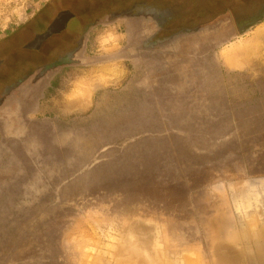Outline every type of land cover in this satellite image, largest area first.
<instances>
[{"label": "rangeland", "instance_id": "obj_1", "mask_svg": "<svg viewBox=\"0 0 264 264\" xmlns=\"http://www.w3.org/2000/svg\"><path fill=\"white\" fill-rule=\"evenodd\" d=\"M261 25L264 0H0V264L264 263ZM156 30L167 102L133 71Z\"/></svg>", "mask_w": 264, "mask_h": 264}, {"label": "crops", "instance_id": "obj_2", "mask_svg": "<svg viewBox=\"0 0 264 264\" xmlns=\"http://www.w3.org/2000/svg\"><path fill=\"white\" fill-rule=\"evenodd\" d=\"M262 34V33H261ZM157 35V30L150 33L149 35H146L145 32H141L139 35L140 39L137 41L136 49L139 50L138 58L133 59V62L139 63V66L134 68V74L138 78V85L140 88L144 87L143 89L138 90V93H143L144 95H149L152 88H159L160 93L155 95V91L157 92V89H153V100L158 102H167L172 101V95L169 94L167 90H172L173 86H176V82L172 83L171 76L172 72L174 71L175 74H177V46H173L171 42H173L174 37L169 36L165 42L158 46H151L149 45V41H151L152 38H154ZM260 35V34H258ZM82 49V47H81ZM149 53L150 55H159L158 60L160 62L163 60V58H166L169 62V65L163 67L161 66L159 69H154L156 71V76H153L152 69L148 67V64L144 63L146 62V55ZM241 55V54H240ZM239 56L237 53H234V58L237 59ZM149 61V60H147ZM172 63L175 64L172 66ZM130 74V73H129ZM156 77V81L150 79ZM142 78H144V83L142 82ZM128 83H130V79L128 78ZM162 91V92H161ZM152 94V93H151ZM159 95V96H157Z\"/></svg>", "mask_w": 264, "mask_h": 264}, {"label": "clouds", "instance_id": "obj_3", "mask_svg": "<svg viewBox=\"0 0 264 264\" xmlns=\"http://www.w3.org/2000/svg\"><path fill=\"white\" fill-rule=\"evenodd\" d=\"M264 33V25H261L259 27H257L256 29L252 30L248 35H246L245 37H242L241 40L242 41H251L253 40L258 34ZM119 39V37L115 34V30L112 26H110L109 30H108V40L110 41H114ZM229 68H231L232 70H238V71H243L244 67L243 66H232L229 65ZM81 93L77 90H73L69 93L65 94V100L67 102H71L73 100H75L78 96H80Z\"/></svg>", "mask_w": 264, "mask_h": 264}, {"label": "bare ground", "instance_id": "obj_4", "mask_svg": "<svg viewBox=\"0 0 264 264\" xmlns=\"http://www.w3.org/2000/svg\"><path fill=\"white\" fill-rule=\"evenodd\" d=\"M232 51H233V48H232ZM227 58H228V57H227ZM232 61H233V60H232ZM229 63H234V61L231 62V60H230ZM141 117H143V116H141ZM129 124H130V123H129ZM131 126H132V125H131ZM118 127H119V126H118ZM121 129H122V128H121ZM117 130H118V129H117ZM124 130H125V129H124ZM100 131H101V130H100ZM115 131H116V130H115ZM91 132H92V131H91ZM112 132H113V131H112ZM112 132H111V133H112ZM115 133H116V132H115ZM121 134H122V132H121ZM89 135H90V133H89ZM87 136H88V135H87ZM91 138H92V137H91ZM90 140H91V139H90ZM87 144H88V143H87ZM89 145H90V144H89ZM66 146H67V145H66ZM73 146H74V145H73ZM80 146H81V145H80ZM71 148H74V147H71ZM71 148H70V149H71ZM75 148H76V147H75ZM68 150H69V149H68ZM71 150H72V149H71ZM74 150H75V149H73V151H74ZM83 150H84V148H83ZM65 156H66V155H65ZM68 158H69V157H68ZM70 158H72V157H70ZM86 159H87V158H86ZM86 159H85V160H86ZM88 159H89V158H88ZM74 162H75V160H74ZM89 163H90V161H89ZM53 165H54V164H53ZM79 165H80V164H79ZM87 165H88V164H87ZM82 166H83V165H82ZM53 167H54V166H53ZM57 167H58V166H57ZM83 167H84V166H83ZM85 167H86V165H85ZM152 167H153V166H152ZM154 167H156V166H154ZM154 167H153V168H154ZM163 167H164V166H163ZM153 168H152V170H153ZM160 168H162V167H160ZM164 168H165V167H164ZM58 169H59V168H58ZM168 169H169V168H168ZM170 169H171V168H170ZM81 170H82V169H81ZM88 170H89V169H88ZM53 171H54V169H53ZM53 171H52V172H53ZM56 171H57V170H56ZM85 171H86V170H85ZM164 171H166V169H164ZM58 172H59V171H58ZM170 172H171V171H170ZM49 173L51 174V171H49ZM85 173H86V172H85ZM161 173H163V172H161ZM166 173H167V172H166ZM83 175H84V174H83ZM106 175H107V174H106ZM167 175H168V174H167ZM165 176H166V175H165ZM169 176H170V175H169ZM86 177H87V176H86ZM86 177H85V178H86ZM109 177H110V176H109ZM167 177H168V176H167ZM103 178H104V177H103ZM116 178H117V177H116ZM124 178H125V177H124ZM87 179H88V178H87ZM120 179H121V178H120ZM126 180H127V178H126ZM126 180H124L123 182H125ZM35 181H36V180H35ZM35 181H34V182H35ZM111 181H112V178H111ZM120 181H121V180H120ZM68 182H69V181H68ZM102 182H103V181H102ZM117 182H118V178H117ZM27 185H28V184H27ZM118 185H119V184H118ZM118 185H117V186H118ZM22 186H23V185H22ZM33 186H34V185H33ZM33 186H32V187H33ZM126 186H127V185H126ZM0 187H1V186H0ZM32 187H31V188H32ZM34 187H35V186H34ZM118 187H119V186H118ZM127 187H128V186H127ZM27 188H28V186H27ZM31 188H29V189H31ZM121 188H122V187H121ZM128 188H129V187H128ZM249 189H250V188H249ZM123 190H124V189H123ZM27 191H28V189H27ZM134 248H135V247H134ZM134 248H132V249H134ZM261 248H262V247H261ZM137 249H138V248H136V250H137ZM142 250H143V249H142ZM137 251H138V250H137ZM144 255H145V254H144ZM145 258H146V257H145ZM240 258H241V257H240ZM242 258H243V257H242ZM244 258H245V257H244ZM246 258H247V257H246ZM237 259H238V257H236L235 260H237ZM247 259H248V258H247ZM235 260H234V261H235ZM241 260H242V259H241ZM241 260L238 261V262H241ZM242 261H243V260H242ZM245 261H246V260H245ZM247 261L249 262V260H247ZM129 262H130V261H129ZM243 262H244V261H243ZM241 263H242V262H241ZM127 264H128V263H127ZM244 264H245V263H244ZM246 264H247V262H246ZM262 264H264V263L262 262Z\"/></svg>", "mask_w": 264, "mask_h": 264}]
</instances>
